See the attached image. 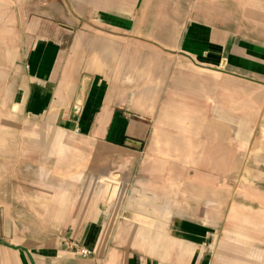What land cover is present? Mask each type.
<instances>
[{
	"label": "crops",
	"instance_id": "crops-1",
	"mask_svg": "<svg viewBox=\"0 0 264 264\" xmlns=\"http://www.w3.org/2000/svg\"><path fill=\"white\" fill-rule=\"evenodd\" d=\"M0 264H264V0H0Z\"/></svg>",
	"mask_w": 264,
	"mask_h": 264
},
{
	"label": "built area",
	"instance_id": "built-area-1",
	"mask_svg": "<svg viewBox=\"0 0 264 264\" xmlns=\"http://www.w3.org/2000/svg\"><path fill=\"white\" fill-rule=\"evenodd\" d=\"M66 246L69 250L73 251L75 254L86 258L91 256V252L74 241L66 242Z\"/></svg>",
	"mask_w": 264,
	"mask_h": 264
}]
</instances>
